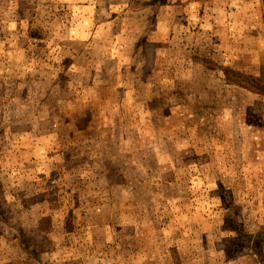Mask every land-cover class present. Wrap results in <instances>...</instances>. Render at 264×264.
Listing matches in <instances>:
<instances>
[{
	"label": "rangeland",
	"instance_id": "1",
	"mask_svg": "<svg viewBox=\"0 0 264 264\" xmlns=\"http://www.w3.org/2000/svg\"><path fill=\"white\" fill-rule=\"evenodd\" d=\"M264 0H0V264H264Z\"/></svg>",
	"mask_w": 264,
	"mask_h": 264
},
{
	"label": "trees",
	"instance_id": "2",
	"mask_svg": "<svg viewBox=\"0 0 264 264\" xmlns=\"http://www.w3.org/2000/svg\"><path fill=\"white\" fill-rule=\"evenodd\" d=\"M231 74L241 80V82H237L240 87H244L255 92H259L263 89L262 92H264V82L262 80L235 72H232Z\"/></svg>",
	"mask_w": 264,
	"mask_h": 264
}]
</instances>
